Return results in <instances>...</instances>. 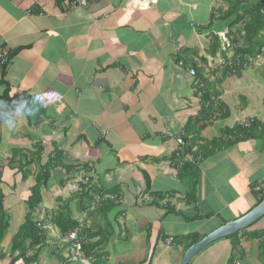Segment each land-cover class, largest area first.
<instances>
[{"label":"crops","instance_id":"crops-1","mask_svg":"<svg viewBox=\"0 0 264 264\" xmlns=\"http://www.w3.org/2000/svg\"><path fill=\"white\" fill-rule=\"evenodd\" d=\"M70 1L0 0V51H15L5 74L9 98L0 84V101L50 94L15 130L0 124V192L10 220L0 234V264H180L188 243L178 236H206L254 208L258 184L264 194V139L236 140L233 132L242 121L264 117L239 119L247 105L235 102L234 75L219 67L224 56L210 53L209 25L226 6L91 0L71 8ZM208 103L213 110L201 118ZM31 154L39 157L23 178ZM50 159L58 165L43 190V210L54 213L60 195L72 199L75 220L87 217L76 196L84 172L92 191L116 197L88 218L103 230V241L96 245L99 236L86 234L95 247L84 258L73 257L50 224L39 247L23 256L11 251L35 174ZM63 165L82 170L61 188ZM237 233L189 264H229L231 254L234 264H264V216Z\"/></svg>","mask_w":264,"mask_h":264},{"label":"trees","instance_id":"trees-1","mask_svg":"<svg viewBox=\"0 0 264 264\" xmlns=\"http://www.w3.org/2000/svg\"><path fill=\"white\" fill-rule=\"evenodd\" d=\"M222 2L226 7L215 12L211 24L209 25V30H211L210 53L213 56H216L218 53L224 56V60L219 64V67L222 69L225 76L230 74L237 75L251 66L257 58L264 55V0H222ZM219 31L225 32L226 43L221 40ZM14 53L15 51L13 53H8V60L1 67L2 76L0 84L6 86L3 97L7 99L9 98L10 87L5 78V74L8 61H10ZM228 53L231 55L226 56ZM210 96L211 95L206 96V103L210 101ZM212 110L213 108L211 104L208 103L203 107L201 118H206ZM233 128L234 131H232L237 132L234 136L236 140L250 138L260 140L264 139V120L261 121L257 118H253L248 126H243L238 123ZM59 154L60 152L56 151V155ZM36 157L39 156L31 154V160L25 162L23 166L25 171L22 173L23 178L26 177V170H28V167H30ZM57 165L58 163L56 162V159H50L49 162L35 174V181L30 187V195L26 200L27 212L13 239L11 248L13 254L18 253L19 256H23L30 250L43 244L47 234V224L55 226L60 231L62 238L69 231L78 226H82L83 224L82 233H80L79 237H82L81 241L84 257L86 255L85 253L88 252L89 247H95L91 241H85L86 234L90 238L93 236H99V240L94 244H102L103 239L102 235L100 236V233L103 230H100V227L94 229L88 218L94 216L96 213H102L104 211V204L112 200L107 199L106 202H104L101 201L102 198L96 199V196L102 197L110 193H105L99 189L92 191L93 189L90 184V179L86 184L79 180L80 187L76 194V196L82 197L83 200L81 201V206L85 208L84 211L88 212V216H85L82 221H78L73 218L70 208L72 199L70 197L63 199V196L59 195L56 200L57 208L54 213H50L49 211L47 212L41 208L44 201L43 190L48 189L47 183L49 180L54 178L53 171L57 168ZM60 167L65 171V173L62 172L61 175V188H63L70 179H73L70 175H76L79 170H82L77 169L74 165H63ZM66 174L68 175L67 177L65 176ZM1 176L2 170H0V183L2 182ZM255 193L259 196L257 198V204H259L262 200H264V194L258 191ZM101 215L104 216L105 213ZM9 225V215L7 210L4 208L2 194L0 192L1 235L7 231ZM231 236H238V233ZM203 237L204 236H200L197 233H188L178 236L177 240L180 242L186 241L189 247L201 240ZM233 246H235L237 250L239 249V247H237V243H234ZM262 248V256L264 258V245H262ZM235 259V254H231L229 264H234Z\"/></svg>","mask_w":264,"mask_h":264},{"label":"rangeland","instance_id":"rangeland-1","mask_svg":"<svg viewBox=\"0 0 264 264\" xmlns=\"http://www.w3.org/2000/svg\"><path fill=\"white\" fill-rule=\"evenodd\" d=\"M237 76H239V74H237ZM230 82V89L233 94H235V102L242 104L243 106L247 105V107L241 112L242 114L239 113V115L241 114L239 119L253 115L259 118L262 116L264 117V55L257 58L251 66L245 69L241 78L237 79L234 75V78H232ZM244 97L245 100H242ZM104 202H106V200ZM112 223L113 221L111 220V226ZM131 228H133V226ZM117 229L118 228L116 227L115 230ZM114 238L115 236L112 235L110 245L114 244ZM62 243L63 241L59 242V244ZM169 249L172 250L171 246H169Z\"/></svg>","mask_w":264,"mask_h":264},{"label":"water","instance_id":"water-1","mask_svg":"<svg viewBox=\"0 0 264 264\" xmlns=\"http://www.w3.org/2000/svg\"><path fill=\"white\" fill-rule=\"evenodd\" d=\"M263 216H264V200H262L259 204H257L254 208H252L249 212H247L243 216L234 220L227 221L223 225L219 226L218 228H216L215 230L204 236L198 242L190 245L187 248V250L184 252L180 264H189L191 259L197 253L205 249L210 244L222 238L231 236L247 228L248 226L259 220Z\"/></svg>","mask_w":264,"mask_h":264},{"label":"built area","instance_id":"built-area-1","mask_svg":"<svg viewBox=\"0 0 264 264\" xmlns=\"http://www.w3.org/2000/svg\"><path fill=\"white\" fill-rule=\"evenodd\" d=\"M91 2V0H72L69 4V6L71 8H76V7H85L87 5H89V3ZM220 38L223 42H227L226 41V36H225V32H220L219 33ZM8 50L7 49H2L0 51V66H2L3 64H5L8 60ZM183 62H180V65H182ZM190 74L191 75H195L196 72L194 69L190 70ZM240 124L243 125H248L249 122L248 121H242ZM179 144H183V141L181 139L178 140ZM89 176L84 174V176L80 179V181H82L84 184L89 182ZM262 185L258 184L255 189L257 191H261L262 190ZM101 199V201H105L107 199L116 201V197L113 195H104L102 197H98L96 196V199ZM82 226H78L75 229L69 231L64 237H63V241L67 244L69 251L71 252V255L75 258H83L84 257V253H83V249H82V241L81 238L79 237L80 233L82 232ZM172 240V239H170Z\"/></svg>","mask_w":264,"mask_h":264},{"label":"clouds","instance_id":"clouds-1","mask_svg":"<svg viewBox=\"0 0 264 264\" xmlns=\"http://www.w3.org/2000/svg\"><path fill=\"white\" fill-rule=\"evenodd\" d=\"M30 95V100L21 97L19 100H13L11 105L6 101H0V124H3L8 131L15 130L21 118L33 114L38 106L46 105V98L50 99V94L43 91L33 92Z\"/></svg>","mask_w":264,"mask_h":264}]
</instances>
